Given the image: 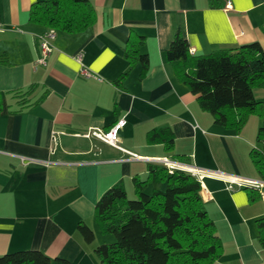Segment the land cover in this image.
Returning <instances> with one entry per match:
<instances>
[{
	"label": "crops",
	"instance_id": "1",
	"mask_svg": "<svg viewBox=\"0 0 264 264\" xmlns=\"http://www.w3.org/2000/svg\"><path fill=\"white\" fill-rule=\"evenodd\" d=\"M36 1L0 0V255L38 249L72 264H101L93 252L95 203L120 182L134 193L132 178H145L152 158L260 180L250 152L264 154V133L258 140L264 81L252 90L261 115H250L236 132L214 123L164 51L177 30L194 54L254 41L264 48V0H90L95 22L75 34L57 31L45 65H36L44 29L28 20ZM131 33L144 37L145 73L123 57ZM82 66L95 76L82 74ZM121 117L118 143L138 158L82 135L107 130ZM160 127L172 131L171 151L147 141V132ZM21 157L35 161L24 164ZM200 186L222 243L214 264H264L255 227L264 216V186L254 201L244 186L228 189L221 178L205 177ZM78 222L93 231L91 243Z\"/></svg>",
	"mask_w": 264,
	"mask_h": 264
},
{
	"label": "trees",
	"instance_id": "2",
	"mask_svg": "<svg viewBox=\"0 0 264 264\" xmlns=\"http://www.w3.org/2000/svg\"><path fill=\"white\" fill-rule=\"evenodd\" d=\"M90 0H38L29 10L28 20L44 31L75 34L95 22ZM43 31V32H44ZM144 37L131 33L123 47V57L140 63L142 73L149 59L141 50ZM178 80L186 84L201 108L214 123L236 132L252 114L261 115L262 106L252 94L264 81V48L257 41L209 54L189 51L185 35L177 30L164 51ZM127 71L120 75L123 78ZM264 133L260 127L258 140ZM149 143L161 142L164 151L173 149L169 127L147 132ZM252 164L264 180V154L252 149ZM134 198L129 199L122 183L105 190L95 203V220L102 233L113 241L95 245L93 252L101 264H214L222 252L216 226L204 207L200 182L179 169L169 173L165 166L152 163L145 178H132ZM249 201L259 190L244 186ZM256 241L264 248V216L255 219ZM76 229L86 243L93 231L83 222ZM72 264L62 257L50 258L38 249H20L0 255V264Z\"/></svg>",
	"mask_w": 264,
	"mask_h": 264
},
{
	"label": "built area",
	"instance_id": "3",
	"mask_svg": "<svg viewBox=\"0 0 264 264\" xmlns=\"http://www.w3.org/2000/svg\"><path fill=\"white\" fill-rule=\"evenodd\" d=\"M56 32L53 29L46 30L39 35H37L38 39V45H39V55L36 59V65H45L47 56L51 53L53 50V44L52 40L55 38ZM76 59L79 61L81 59V54H76ZM81 72L85 76L94 77L95 74L86 68L85 66L81 67ZM125 119L123 117L119 118L110 128L107 130H101V129H89L86 132H84L82 135L84 137H95L121 151H123L129 159H135L138 158V156L135 153H132L130 151L125 150L122 148L118 143V133L119 130L124 126ZM58 132L53 133V140H55L56 135ZM264 145V142H262ZM22 163H30L35 160L31 158L21 157ZM152 161L156 162L157 164L163 165L166 167L169 173H172L173 170L179 169L182 171L189 172L191 175L197 178L199 182L202 181L205 177H211V178H221L226 182L227 188L232 189L234 185L236 186H251L254 188H257L258 190L264 186V180H244L240 179L238 177L228 176V177H222L221 173L219 171H212V170H206L202 169L196 166L186 165L181 162L171 160L167 157H161V158H152Z\"/></svg>",
	"mask_w": 264,
	"mask_h": 264
},
{
	"label": "rangeland",
	"instance_id": "4",
	"mask_svg": "<svg viewBox=\"0 0 264 264\" xmlns=\"http://www.w3.org/2000/svg\"><path fill=\"white\" fill-rule=\"evenodd\" d=\"M124 188H125V187H124ZM125 190H126V189H125ZM126 192H127V191H126ZM127 197H128L129 199H132V198H134V194H133V193H127ZM98 230H99V229H98ZM113 238H114V237H113L112 234L102 233L100 230H99V232L97 233V236H96V239H98L99 244L102 243V242H105V241H107V242H111V241L114 240ZM108 239H110V240H108Z\"/></svg>",
	"mask_w": 264,
	"mask_h": 264
}]
</instances>
